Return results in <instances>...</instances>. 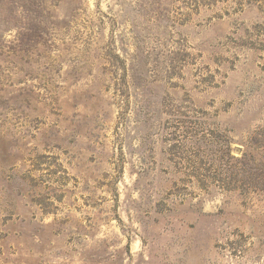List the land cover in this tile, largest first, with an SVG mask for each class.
<instances>
[{
    "label": "rangeland",
    "instance_id": "obj_1",
    "mask_svg": "<svg viewBox=\"0 0 264 264\" xmlns=\"http://www.w3.org/2000/svg\"><path fill=\"white\" fill-rule=\"evenodd\" d=\"M0 264H264V0H0Z\"/></svg>",
    "mask_w": 264,
    "mask_h": 264
}]
</instances>
